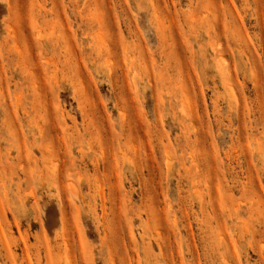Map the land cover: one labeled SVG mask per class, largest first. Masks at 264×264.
<instances>
[{
  "label": "rangeland",
  "instance_id": "1",
  "mask_svg": "<svg viewBox=\"0 0 264 264\" xmlns=\"http://www.w3.org/2000/svg\"><path fill=\"white\" fill-rule=\"evenodd\" d=\"M0 264H264V0H0Z\"/></svg>",
  "mask_w": 264,
  "mask_h": 264
},
{
  "label": "bare ground",
  "instance_id": "2",
  "mask_svg": "<svg viewBox=\"0 0 264 264\" xmlns=\"http://www.w3.org/2000/svg\"><path fill=\"white\" fill-rule=\"evenodd\" d=\"M20 105V104H19ZM70 185V184H69ZM72 185V184H71ZM73 186V185H72ZM58 193V192H57Z\"/></svg>",
  "mask_w": 264,
  "mask_h": 264
}]
</instances>
